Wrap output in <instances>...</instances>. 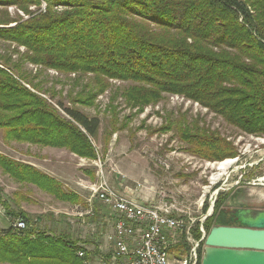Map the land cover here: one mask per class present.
Here are the masks:
<instances>
[{"label":"trees","instance_id":"trees-1","mask_svg":"<svg viewBox=\"0 0 264 264\" xmlns=\"http://www.w3.org/2000/svg\"><path fill=\"white\" fill-rule=\"evenodd\" d=\"M8 7L30 17L13 16ZM0 40L27 48L13 63L19 73L21 62L29 60L65 73H94L100 81L99 91L70 93L73 106L58 103L66 117L23 84H30L25 72L21 80L16 77L11 55H0L10 69L0 67V130L6 141L66 147L96 159L91 139L101 121L75 104L93 105L108 78L138 83L123 92L133 106L143 108L163 92L180 94L247 133L264 134V0H0ZM33 88L41 92L38 84ZM183 128V140L206 158L236 154L216 133ZM0 167L63 199L74 196L54 177L1 153ZM23 218L25 229L0 227V260L84 264L76 242L32 226L25 213ZM204 227L209 233L211 219ZM193 232L202 237L199 224ZM200 256L199 251L197 264Z\"/></svg>","mask_w":264,"mask_h":264},{"label":"rangeland","instance_id":"rangeland-1","mask_svg":"<svg viewBox=\"0 0 264 264\" xmlns=\"http://www.w3.org/2000/svg\"><path fill=\"white\" fill-rule=\"evenodd\" d=\"M45 8L44 3L42 9ZM8 10L13 16L30 17L17 7ZM26 51L25 46L0 40V55L12 56L16 77L20 79L19 75L25 72L30 84L22 81L23 84L40 93L63 116L66 115L58 103L73 106L70 93L99 91L100 81L94 73H65L29 60L21 62L23 71L19 73L13 63L21 61ZM0 67L6 68L1 61ZM106 83L105 90L96 93L93 105L75 104L101 121L98 135L91 139L96 146V159L81 157L66 147L6 141L0 130L1 154L37 167L57 179L64 191L74 194L63 199L36 184L13 178L0 167L2 229H15L14 224L24 220L25 213L30 224L41 231L67 237L79 245L76 249L107 257L115 212L98 197L97 189L103 182L119 191L134 192V197L142 202L155 201L164 191L186 210L187 219L203 226L211 219V229L225 221L227 225H239L240 209L264 211V134L247 133L202 102L180 94L163 92L160 99L143 108L133 106L123 92L138 83L118 78H108ZM33 84H38L41 92ZM188 125L194 131L199 128L198 133H216L236 154L222 159L206 158L196 145L183 140L181 129ZM227 159L236 161L222 172L217 163ZM212 201L214 211L203 222ZM186 244L185 248L171 243L172 264L190 261L187 249L193 245ZM204 247L205 241L198 248L201 260ZM0 264L13 263L0 260Z\"/></svg>","mask_w":264,"mask_h":264},{"label":"built area","instance_id":"built-area-1","mask_svg":"<svg viewBox=\"0 0 264 264\" xmlns=\"http://www.w3.org/2000/svg\"><path fill=\"white\" fill-rule=\"evenodd\" d=\"M98 197L115 212L114 231L108 234L111 251L108 257L88 253L84 248L76 249L79 254H88L92 264H164V250L169 243H192L187 250L190 264L199 260V246L206 237L203 224L199 241L193 230L198 224L186 218V210L161 191L157 200L142 202L134 192L119 191L107 183L97 189ZM23 219L15 224L16 230L26 228ZM186 239V240H184ZM184 248V249H185Z\"/></svg>","mask_w":264,"mask_h":264},{"label":"water","instance_id":"water-1","mask_svg":"<svg viewBox=\"0 0 264 264\" xmlns=\"http://www.w3.org/2000/svg\"><path fill=\"white\" fill-rule=\"evenodd\" d=\"M205 219L214 211L212 201ZM239 225H216L204 238L201 264H264V211L240 209Z\"/></svg>","mask_w":264,"mask_h":264},{"label":"bare ground","instance_id":"bare-ground-1","mask_svg":"<svg viewBox=\"0 0 264 264\" xmlns=\"http://www.w3.org/2000/svg\"><path fill=\"white\" fill-rule=\"evenodd\" d=\"M235 161L236 159H227L223 162H219L217 163L218 169L224 172L228 168V166L233 164ZM257 212L260 213V211H257ZM170 247H171V243H169V248H165L164 250V264H172L170 260V251H169ZM77 255L79 258L83 260L84 264H92V262H90V257L88 254H79L77 251ZM184 261H185L184 264H190L189 260H184Z\"/></svg>","mask_w":264,"mask_h":264},{"label":"crops","instance_id":"crops-1","mask_svg":"<svg viewBox=\"0 0 264 264\" xmlns=\"http://www.w3.org/2000/svg\"><path fill=\"white\" fill-rule=\"evenodd\" d=\"M94 254L97 255V256H99V254H96V253H94ZM105 254H107V253H105ZM108 256H109V254H108ZM108 256H107V257H108ZM105 257H106V256H105Z\"/></svg>","mask_w":264,"mask_h":264}]
</instances>
